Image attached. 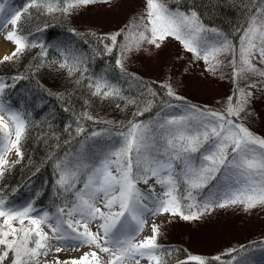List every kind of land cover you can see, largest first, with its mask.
<instances>
[{"label": "snow or ice", "instance_id": "snow-or-ice-1", "mask_svg": "<svg viewBox=\"0 0 264 264\" xmlns=\"http://www.w3.org/2000/svg\"><path fill=\"white\" fill-rule=\"evenodd\" d=\"M94 2L96 0H63V8L55 10L67 13L74 7ZM35 6L37 0H30L23 10L13 11L0 3V30L11 25L12 31L4 38L16 46L4 61L29 46L26 37L19 34V22L22 15ZM45 7L47 11L54 10L51 4ZM146 9L140 24L128 26L130 36L125 37L128 43L121 46L123 51L133 45L139 47L143 42L159 48L171 37L196 59L209 64L207 71H215L220 64L217 57L230 55L234 81L246 72L264 77V69L253 63L255 60L264 65V7L254 9L240 30L238 52L227 37L205 27L194 11L186 13L171 8L165 0H146ZM140 28L143 30L132 31ZM123 31L103 39H110L115 45ZM106 51L111 52L112 47L106 46ZM122 57L123 52L116 60L121 70ZM93 86L94 95H120L119 89L106 80L98 79ZM3 89L4 84L0 83V92ZM237 91L239 99L229 96L225 112L187 105L183 114H165L151 124L130 121L127 131L119 133L120 138L111 145L95 153L82 151L71 159L59 161L56 183L71 199H66L55 213L44 211L33 215L35 209L31 203L17 209L6 207L0 198V264H36L38 257L51 251L50 240L56 241L57 253L64 247L89 248L78 258L57 259L55 264H127L128 261L140 264L142 259L150 264H163V254L156 243V225L152 226L150 237L135 241L146 216L171 214L191 220L213 204L219 207L242 204L245 210L264 205V138L253 134L236 119L245 111L246 98L252 95L242 88ZM168 94L175 95L171 88ZM5 111L0 104V113ZM7 116L14 126L15 139H11L12 131L4 115H0V175L8 164L5 156L9 151L14 149L18 157H23L19 145L26 128L25 120L16 112H8ZM153 179L163 189L162 195L150 194L154 193L153 185L144 192L137 187L138 183L148 185ZM214 182L217 191L211 193L202 206L195 203L194 193ZM184 200L194 202L187 205L188 214L183 210ZM97 201L102 207L97 206ZM193 208L198 211H192ZM96 221L98 230L93 232L89 223ZM233 251L230 249L226 255ZM187 259L197 264H212L199 256ZM212 260L220 261L221 257ZM235 260L233 257L229 264Z\"/></svg>", "mask_w": 264, "mask_h": 264}, {"label": "trees", "instance_id": "trees-1", "mask_svg": "<svg viewBox=\"0 0 264 264\" xmlns=\"http://www.w3.org/2000/svg\"><path fill=\"white\" fill-rule=\"evenodd\" d=\"M29 3L30 0H19L20 10ZM166 3L186 13L196 12L203 25L218 30L234 45L239 42L240 30L254 9L264 4L261 0H171ZM47 4L53 5L54 10L47 11ZM63 6V0H37V6L29 8L19 22V34L26 37L29 46L23 49L15 64L0 61V78L6 84L0 101L17 111L26 123L19 145L23 157L3 169L0 198L10 202L33 185L37 192L35 203L49 211L65 204L56 183L59 161L80 149L94 132L107 135L126 132L130 121L149 122L161 109L177 101L159 81L117 66L119 37L123 33L113 45L110 39H103L109 35L77 28L68 12L55 10ZM106 46L112 47V51H106ZM98 79L114 85L120 95H94L93 85ZM204 201L202 195L199 203L203 205ZM182 204L187 214L188 201ZM156 243L163 254V264L181 261L197 264L187 259L188 252L165 237L158 236ZM262 245V240L247 242L233 255ZM219 256L220 261L212 260L216 255L202 259L212 264H227L229 256Z\"/></svg>", "mask_w": 264, "mask_h": 264}, {"label": "rangeland", "instance_id": "rangeland-1", "mask_svg": "<svg viewBox=\"0 0 264 264\" xmlns=\"http://www.w3.org/2000/svg\"><path fill=\"white\" fill-rule=\"evenodd\" d=\"M8 1L5 4L6 9L17 10L16 1ZM168 1L171 0H165V2ZM261 7H264V4ZM146 10V0H96L94 3L79 5L70 9L68 17L77 28H89L109 36L121 32L123 29V35L119 37V54L121 57L123 52V66L141 76L159 81L167 90L171 88L172 92L175 93L174 98L176 96L182 98L168 104L151 121L145 123L151 124L154 121H158L165 114H183L187 105L225 112L228 97L235 95L239 99V92L237 90L242 88L246 93L250 91L252 95L246 98L245 111L236 119L249 128L253 134L264 138V77L246 72L234 81L232 66L229 63L231 59L230 55L217 57L220 60V64L216 67L215 71H207L210 67L209 64H205L203 59H196L192 53L187 52L183 48L179 41L171 37H167L159 48L143 42L139 47L133 45L130 50L123 51L121 46L128 43L125 37L130 36L128 26L132 23L140 24L141 18L146 14ZM204 26L213 29L210 26ZM142 30L140 28L133 29L132 31ZM9 31H12L11 25H7V27L0 30V41L9 43L7 51L0 54V61H3L5 56H11L16 48L14 43L4 38ZM229 42L232 43L231 41ZM239 43L240 41L237 45L232 43L236 47L237 52L239 50ZM22 52L16 56H12L8 61L15 64ZM253 63H256L257 67L264 69V65L257 63V61L254 60ZM0 83L4 84V88L6 87L3 80L0 79ZM250 84H255L256 86L249 88ZM2 92H0V95ZM169 105L172 107H169ZM4 108L6 111L0 114L4 115L5 122L8 123L12 131L11 139L14 140L15 129L7 116V113L10 111L7 107L4 106ZM98 133L100 135L95 137L92 135L80 149L69 154L66 158L71 159L82 151L87 153L91 150V152L95 153L99 148L111 145L115 140L120 138L119 133L115 135H107L104 132ZM5 159L8 161V164L3 169L10 163L19 161L20 157L16 155L13 149L6 154ZM153 183H155L154 179L149 180L148 185H152ZM215 184L216 182L209 185L206 189L194 193L196 195L195 203L202 206L199 203L200 197L203 195L205 201L208 200L210 194L217 191ZM139 185L144 186L146 184L141 182L137 184V186ZM79 186L82 187V185ZM34 188V186H30L21 198L5 202L6 207L22 209L31 203L35 209L33 215L36 213L42 214L44 211L55 213L57 209L49 211L42 205L35 203L34 196H32L35 193L33 191ZM155 188L161 187L157 185ZM161 191L163 192L162 188ZM59 196L64 201L71 198L62 189H60ZM187 201L188 204L194 203L193 201ZM100 204V202L97 203V206H102ZM63 206L61 205L60 207ZM192 211H198V209L193 208ZM98 223V221L89 223V228L93 231L95 229L93 226H97ZM153 225L158 227L156 242L158 236H162L169 242L172 241V243L179 245L180 249L185 253L188 252L190 256H199L201 258L207 255L219 256L227 254L230 249L235 251L247 242L254 240L264 241V205H257L254 208L245 210L242 204H229L225 207L213 204L207 210L200 213L197 219L191 220H184L179 215L157 214L150 217L142 231L136 235L135 241L138 242L145 237H150ZM44 230L47 232L48 228L45 226ZM49 244L51 251L46 256L41 255L38 257L36 264H55L57 259L60 261H70L89 251V248L86 246H77L64 247L57 253L55 251L56 241L50 240ZM233 252L231 255H228L227 264H229V261H232L233 257H236L233 264H240L241 261H247V264H264V245L241 253L238 256L233 255ZM106 260L107 257H105ZM127 264H134V261H128ZM140 264H150V262L147 259H142ZM152 264H155V262H152Z\"/></svg>", "mask_w": 264, "mask_h": 264}, {"label": "bare ground", "instance_id": "bare-ground-1", "mask_svg": "<svg viewBox=\"0 0 264 264\" xmlns=\"http://www.w3.org/2000/svg\"><path fill=\"white\" fill-rule=\"evenodd\" d=\"M9 46V43L8 42H1L0 41V54H2L3 52L7 51V47ZM154 186V193H150V194H153V195H157L156 194V189L155 187H157V185L155 183L152 184ZM142 192L144 191H148V187L149 185H144V186H137ZM158 196V195H157ZM100 201H97L96 203H99ZM101 203V202H100ZM145 203H147V201H145ZM101 205V204H100ZM102 207V206H101ZM103 210V209H102ZM151 215L149 216H146L145 217V224L144 226L147 224L148 220L150 219ZM92 225V224H91ZM93 226V225H92ZM95 227V229L93 231H97L98 230V225L97 226H93Z\"/></svg>", "mask_w": 264, "mask_h": 264}]
</instances>
